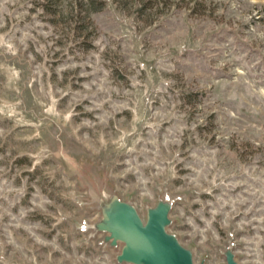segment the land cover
<instances>
[{"label":"rangeland","instance_id":"374dc122","mask_svg":"<svg viewBox=\"0 0 264 264\" xmlns=\"http://www.w3.org/2000/svg\"><path fill=\"white\" fill-rule=\"evenodd\" d=\"M101 3L0 0V264H114L93 172L141 214L180 196L197 263L264 264V0Z\"/></svg>","mask_w":264,"mask_h":264},{"label":"water","instance_id":"95a60500","mask_svg":"<svg viewBox=\"0 0 264 264\" xmlns=\"http://www.w3.org/2000/svg\"><path fill=\"white\" fill-rule=\"evenodd\" d=\"M86 205L98 217L82 222L80 230L89 239H97L102 251H113L114 264H207L203 256L196 262L194 250L182 245L170 232L174 224L173 207L181 198L167 192L156 196L154 204H145L141 214L131 198L122 199L114 188L93 172L82 182ZM235 244L228 240L219 250L222 264H240L234 253Z\"/></svg>","mask_w":264,"mask_h":264},{"label":"trees","instance_id":"16d2710c","mask_svg":"<svg viewBox=\"0 0 264 264\" xmlns=\"http://www.w3.org/2000/svg\"><path fill=\"white\" fill-rule=\"evenodd\" d=\"M74 1L78 5L80 4L81 6L86 7L87 12L98 11L103 6V3L96 5L95 0H74Z\"/></svg>","mask_w":264,"mask_h":264},{"label":"built area","instance_id":"2783aa9c","mask_svg":"<svg viewBox=\"0 0 264 264\" xmlns=\"http://www.w3.org/2000/svg\"><path fill=\"white\" fill-rule=\"evenodd\" d=\"M101 252H104V251H101ZM107 251H105V253H106ZM114 263V262H113Z\"/></svg>","mask_w":264,"mask_h":264}]
</instances>
